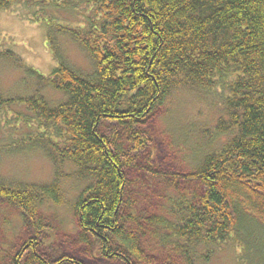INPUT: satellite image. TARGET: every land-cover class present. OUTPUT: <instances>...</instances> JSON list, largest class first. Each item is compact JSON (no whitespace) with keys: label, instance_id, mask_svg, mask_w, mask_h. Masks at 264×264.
Segmentation results:
<instances>
[{"label":"trees","instance_id":"trees-1","mask_svg":"<svg viewBox=\"0 0 264 264\" xmlns=\"http://www.w3.org/2000/svg\"><path fill=\"white\" fill-rule=\"evenodd\" d=\"M14 4L47 23L55 66L49 74L28 66L36 89L0 97V111L16 113L17 142L43 152L54 174L42 183L0 177V208L19 215L26 236L18 249L0 244V264H88L89 255L51 239L41 211L63 202L67 176L85 181L74 203L79 236L102 261L152 264L151 243L179 264L210 262L224 246L238 249L240 264H264V0H0ZM72 9L84 10L75 24ZM66 39L91 70L67 59ZM0 56L13 53L0 45ZM182 87L222 94L210 135L219 146L190 170L170 171V191L148 199L158 209L149 213L129 171L150 168L146 122Z\"/></svg>","mask_w":264,"mask_h":264},{"label":"rangeland","instance_id":"rangeland-1","mask_svg":"<svg viewBox=\"0 0 264 264\" xmlns=\"http://www.w3.org/2000/svg\"><path fill=\"white\" fill-rule=\"evenodd\" d=\"M82 10L66 11V16L75 24L82 18ZM36 11L37 9L28 8L25 4H14L10 9L0 8V45L13 53V56H10L11 61L0 56V97H18L36 89L37 80L28 74V66L42 74H49L55 66L46 42L47 23L31 19L35 17ZM51 11V8H47L48 13ZM56 11L58 9H54L55 14ZM21 13H26V16H21ZM39 17L48 19L45 14ZM63 48L64 55L70 62L85 71L92 69L91 59L77 43L66 39ZM42 93L51 101L58 96L50 88H42ZM222 98V94L215 90L205 92L182 87L172 93L166 107L160 108L148 119L146 128L153 138L149 147L153 157L148 165L150 168L141 166L143 169L129 171V177L136 186H131V191L135 197L141 199L140 205L146 212L158 211L150 203L155 202L156 191H170L173 184L167 175L170 171L190 170L206 152H211L219 146L218 139H211L210 135L224 111ZM19 108L23 106L13 109ZM17 123L18 119L13 110L8 108L0 111V177L5 181L50 182L54 174L50 159L38 149H28V143L24 144L21 140L17 142L18 136L13 134L12 127ZM66 170L71 169L67 167ZM61 184L63 202H46L41 207L42 214L51 226V239H56L58 245L67 247L70 252L81 256L89 255L88 264H109L102 261L95 250L90 253L88 247L80 240L74 203L85 181L67 176L63 177ZM25 239V230L21 228L19 215L6 208H0V244H4L6 248L17 246L18 249ZM237 252L238 249L233 246H224L216 252L210 262L199 264H240ZM146 257V261L152 264H179L159 246L155 247L151 243L148 244Z\"/></svg>","mask_w":264,"mask_h":264}]
</instances>
